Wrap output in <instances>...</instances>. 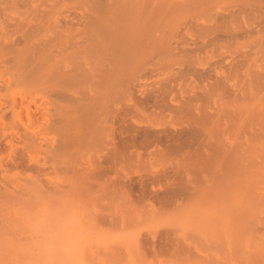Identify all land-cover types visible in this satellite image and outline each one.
<instances>
[{"label":"rangeland","instance_id":"374dc122","mask_svg":"<svg viewBox=\"0 0 264 264\" xmlns=\"http://www.w3.org/2000/svg\"><path fill=\"white\" fill-rule=\"evenodd\" d=\"M250 7L255 15L239 7L240 22L230 24L236 38L212 30L219 45L264 41V0ZM82 81L69 89L83 84L98 97L55 100L72 113L51 130L46 151L56 155L29 164L0 144V264H264V102L249 99L251 127L211 134V148L176 143L153 158L136 144L105 163L103 116L118 94L111 86L94 94ZM208 154L209 163L196 161Z\"/></svg>","mask_w":264,"mask_h":264},{"label":"bare ground","instance_id":"6f19581e","mask_svg":"<svg viewBox=\"0 0 264 264\" xmlns=\"http://www.w3.org/2000/svg\"><path fill=\"white\" fill-rule=\"evenodd\" d=\"M261 1L0 0V144L40 164L39 154L54 140L51 130L68 112L55 100L83 102L92 95L81 83L80 93L69 89L81 80L94 94L107 86L118 94L103 116L105 163L136 146L152 148L153 158L176 143L211 148V134L250 128L249 99L264 102V41H233L226 49L212 30L236 38L230 24L240 22L238 8L255 15L250 6ZM195 156L212 160V154ZM102 170H92L94 180Z\"/></svg>","mask_w":264,"mask_h":264}]
</instances>
